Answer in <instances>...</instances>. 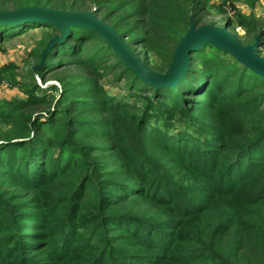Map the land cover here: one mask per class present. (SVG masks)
<instances>
[{
    "label": "trees",
    "instance_id": "obj_1",
    "mask_svg": "<svg viewBox=\"0 0 264 264\" xmlns=\"http://www.w3.org/2000/svg\"><path fill=\"white\" fill-rule=\"evenodd\" d=\"M32 6L93 12L161 74L191 22L227 13L211 0H0ZM225 23L264 57V22L237 10ZM35 29L47 33L22 79L0 68L23 95L0 101V264H264V77L207 45L155 89L82 27L32 71L58 29L0 24V45ZM50 75L58 85H39Z\"/></svg>",
    "mask_w": 264,
    "mask_h": 264
},
{
    "label": "water",
    "instance_id": "obj_2",
    "mask_svg": "<svg viewBox=\"0 0 264 264\" xmlns=\"http://www.w3.org/2000/svg\"><path fill=\"white\" fill-rule=\"evenodd\" d=\"M29 22L53 26L60 33L48 42L41 54V65L36 68L43 65L51 48L67 37L71 27H82L96 32L137 78L155 89L176 87L188 71L191 53L207 45L227 52L239 63L264 77V57L258 53V40L252 45L245 46L226 27L206 25L197 28L191 22L188 33L182 38L175 51L169 70L161 74L150 70L139 56L130 50L120 35L109 24L97 18L93 12H71L41 6L0 11V24L22 25Z\"/></svg>",
    "mask_w": 264,
    "mask_h": 264
},
{
    "label": "rangeland",
    "instance_id": "obj_3",
    "mask_svg": "<svg viewBox=\"0 0 264 264\" xmlns=\"http://www.w3.org/2000/svg\"><path fill=\"white\" fill-rule=\"evenodd\" d=\"M211 3L215 6H225L227 13L224 15L215 14L209 16V20L216 23L218 27H226L229 31L234 33L242 42L248 43L249 38L247 33L241 28H234L226 26V20L229 18L235 19L236 11H240L246 16L254 15L255 19L259 22H264V0L255 1L252 6L247 0H239L234 3L236 9L231 5V0H211ZM46 30L35 29L22 37H18L12 41H8L0 45V68L8 63H15L20 68L18 70V80L22 79L24 71L26 69L27 60L32 50L38 48V44L45 36ZM30 69L33 71L36 67L32 61ZM77 73L76 69L64 70V73ZM39 85L46 87L47 85L57 84L58 82L53 76L48 77V82L43 85L42 81L38 78ZM107 89L112 95H118L121 92L120 88H113L111 85L106 84ZM23 97L18 88H12L7 81L0 82V101L11 100L14 98Z\"/></svg>",
    "mask_w": 264,
    "mask_h": 264
}]
</instances>
